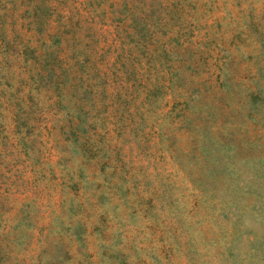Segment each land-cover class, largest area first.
<instances>
[{"label": "rangeland", "instance_id": "374dc122", "mask_svg": "<svg viewBox=\"0 0 264 264\" xmlns=\"http://www.w3.org/2000/svg\"><path fill=\"white\" fill-rule=\"evenodd\" d=\"M256 30L264 0H0V264H264Z\"/></svg>", "mask_w": 264, "mask_h": 264}, {"label": "trees", "instance_id": "16d2710c", "mask_svg": "<svg viewBox=\"0 0 264 264\" xmlns=\"http://www.w3.org/2000/svg\"><path fill=\"white\" fill-rule=\"evenodd\" d=\"M258 33V36L260 37L259 39H264L261 35H262V32H259L258 30H256ZM232 38L230 40V43L232 44H229V46H234V44H240V43H244L245 42V36H244V32L242 30H235L234 32H232L231 34ZM171 36L170 35H167L165 36V38H170ZM139 44V49L141 51V53L143 54V57L146 58V63H145V66L144 68H148L149 71L154 69L155 67H158V69H156V78L157 80L159 81V88H161L162 86H164L165 84V81H166V76L167 79H168V82L169 84H171V81H170V75L172 76V78H174V74H179L178 72V68H177V64L176 65H165V63L163 62L162 59L163 56H162V52L165 53L167 50L164 49V48H156L154 47L153 43L150 42V40L146 41L144 40V38H140V39H137L136 40ZM239 56L237 53L235 55H229L227 54L226 56V59H229V60H232L233 58ZM159 60H158V59ZM151 61V63H150ZM226 63V61H224ZM163 71L167 74L165 75L163 73ZM224 79H226V76H224ZM192 80V79H190ZM222 82V80H221ZM238 82V81H236ZM240 82V80H239ZM184 83H186V81H184L183 83L179 84L180 86H182ZM153 86V85H152ZM220 85V79H218V84H217V87L220 88V93H236L237 97H236V100L235 101H238L239 103H241V98H242V94L241 93H237L236 92V89H228V86L224 87V86H221ZM264 90V88H262ZM180 104V102H179ZM238 106V105H237ZM179 108H181V106H179ZM206 112V111H205ZM205 112H203V114H205ZM184 114H180V117L181 119L184 118ZM199 123H197L196 125L197 126H200L201 128H204L205 126H209L208 123H207V118L205 116H199ZM241 119V115L239 114V111H238V115L236 117V120L237 121H240ZM199 127V128H200ZM210 128H213L212 126H209ZM160 130L158 131V134H159ZM82 134V133H80ZM76 137L79 138L80 142L82 143V136L81 135H77L76 134ZM233 138H231L232 140ZM183 165V164H182ZM185 168V171L188 172V167H184ZM54 259L52 260H48L46 262V264H54L53 261Z\"/></svg>", "mask_w": 264, "mask_h": 264}]
</instances>
